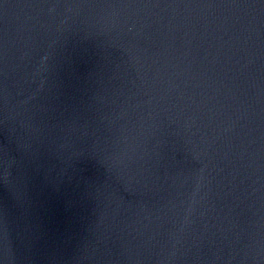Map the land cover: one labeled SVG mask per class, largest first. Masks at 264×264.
Returning <instances> with one entry per match:
<instances>
[{
    "label": "water",
    "instance_id": "1",
    "mask_svg": "<svg viewBox=\"0 0 264 264\" xmlns=\"http://www.w3.org/2000/svg\"><path fill=\"white\" fill-rule=\"evenodd\" d=\"M0 264H264V0H0Z\"/></svg>",
    "mask_w": 264,
    "mask_h": 264
}]
</instances>
